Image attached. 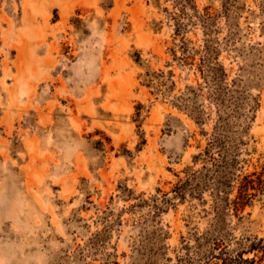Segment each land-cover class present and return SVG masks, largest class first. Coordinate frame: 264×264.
Returning <instances> with one entry per match:
<instances>
[{
	"label": "rangeland",
	"instance_id": "obj_1",
	"mask_svg": "<svg viewBox=\"0 0 264 264\" xmlns=\"http://www.w3.org/2000/svg\"><path fill=\"white\" fill-rule=\"evenodd\" d=\"M239 256L264 264V0H0V264Z\"/></svg>",
	"mask_w": 264,
	"mask_h": 264
},
{
	"label": "trees",
	"instance_id": "obj_2",
	"mask_svg": "<svg viewBox=\"0 0 264 264\" xmlns=\"http://www.w3.org/2000/svg\"><path fill=\"white\" fill-rule=\"evenodd\" d=\"M187 50L186 48H183L182 50V60H186L187 59ZM246 179H248L246 177ZM253 249H256V248H253ZM239 264H254L255 260L254 259H249V258H243V256H239ZM206 264H216V262H207Z\"/></svg>",
	"mask_w": 264,
	"mask_h": 264
}]
</instances>
